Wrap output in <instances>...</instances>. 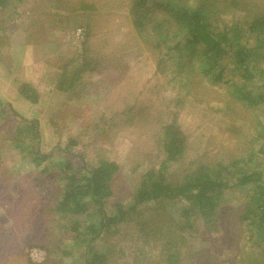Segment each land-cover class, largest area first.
Returning <instances> with one entry per match:
<instances>
[{
    "label": "rangeland",
    "instance_id": "obj_1",
    "mask_svg": "<svg viewBox=\"0 0 264 264\" xmlns=\"http://www.w3.org/2000/svg\"><path fill=\"white\" fill-rule=\"evenodd\" d=\"M238 1L237 8L223 14L227 21L264 15V0ZM128 2L0 4V264H81L83 249L68 220L82 216L53 210L66 182L57 148L84 153L90 165L100 159L118 164L112 196L105 201L111 213L115 202L132 201L143 173L163 159V123L175 119L186 137L184 153L166 168L171 183L199 163H225L244 155L251 136L258 138L250 111L223 89L208 86L193 73L187 75L188 86L180 87L171 81L172 68L159 70L151 51L153 38L146 42L147 32L134 27ZM83 49L92 65L72 87L60 90L63 67L74 66ZM26 82L40 95L36 105L18 92ZM177 90L189 91L180 104H175ZM263 109L255 110L262 123ZM33 123L39 138L32 136ZM260 141L264 149V136ZM30 144L53 158L34 163ZM245 192L225 189L214 229L199 217L189 219L190 228L180 229L184 202L142 204L138 216L103 230L94 250L106 253L103 264H264V238L250 236L244 225L249 217L239 225L234 213L244 208ZM169 253L176 260L168 259Z\"/></svg>",
    "mask_w": 264,
    "mask_h": 264
},
{
    "label": "trees",
    "instance_id": "obj_2",
    "mask_svg": "<svg viewBox=\"0 0 264 264\" xmlns=\"http://www.w3.org/2000/svg\"><path fill=\"white\" fill-rule=\"evenodd\" d=\"M6 1L0 0V4ZM238 6V0H129L128 11L134 27L143 28V34L147 32L144 35L146 42L150 43L148 40L153 38L151 51L159 70L165 72L172 68L171 81L180 87L188 86L187 75L193 73L208 86L223 89L250 111L249 118L255 124L253 131L258 138L251 136L252 145L244 155L231 157L225 163L221 160L213 164L199 163L185 172L180 181L171 183L167 180L166 168L169 162L176 161L184 153L186 137L175 119L163 123L159 144L163 159L157 168L151 167L143 173L132 201L127 204L115 202L111 213H107L105 201L112 196L111 181L119 169L118 164L100 159L98 164L90 165L84 153L74 154L66 147L57 148L66 182L53 210L82 216L68 220L69 231L75 233V239L83 249L79 257L81 264H103L106 253L94 250L99 234L127 223L139 215L142 204L152 201L184 202L180 229L192 226L189 223L191 217L194 220L199 217L207 227L216 228L217 208L225 189L230 187L246 189L244 208L234 211L237 224L249 217L244 225L250 236L256 233L264 238V149L259 145L264 136V123L255 113L256 107L264 108V15L227 21L223 14ZM84 36L83 47L86 48L89 32L85 30ZM85 51L83 49L81 59L74 66L63 67L62 77H59V84L63 86L58 85L60 90L72 87L92 65V61L84 56ZM63 82H66L65 86ZM18 92L32 105L39 102V93L27 82L19 84ZM188 93L176 94L175 104L182 103L184 94L187 97ZM32 126V136L39 138L36 124ZM69 143L75 145L73 140ZM255 145L259 146L255 148ZM27 148L36 164L53 158V153H41L37 148L32 149L31 144ZM74 155L78 156L76 162H73ZM42 170H47V166ZM233 237L237 241L240 235L236 232ZM175 256L169 253L167 258L175 259ZM26 261L27 264H38Z\"/></svg>",
    "mask_w": 264,
    "mask_h": 264
}]
</instances>
